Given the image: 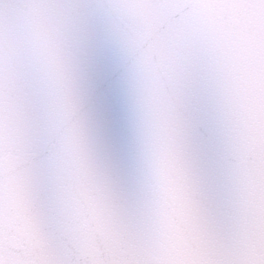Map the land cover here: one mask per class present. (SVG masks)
<instances>
[{"label":"snow or ice","instance_id":"obj_1","mask_svg":"<svg viewBox=\"0 0 264 264\" xmlns=\"http://www.w3.org/2000/svg\"><path fill=\"white\" fill-rule=\"evenodd\" d=\"M0 264H264V0H0Z\"/></svg>","mask_w":264,"mask_h":264}]
</instances>
